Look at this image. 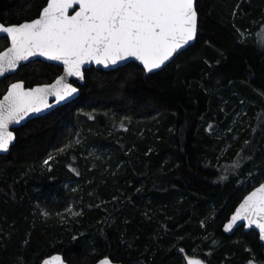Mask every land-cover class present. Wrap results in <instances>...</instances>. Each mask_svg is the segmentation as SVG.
<instances>
[{
	"label": "trees",
	"instance_id": "1",
	"mask_svg": "<svg viewBox=\"0 0 264 264\" xmlns=\"http://www.w3.org/2000/svg\"><path fill=\"white\" fill-rule=\"evenodd\" d=\"M45 5L0 0V22L34 19ZM198 9V40L163 71L87 69L76 100L15 129L0 155V264L54 253L70 264H264L255 230H223L264 182V47L255 38L264 0H198ZM8 45L0 38V51ZM62 71L23 67L0 82V97L15 80L32 87ZM239 152L252 160L226 172ZM248 172L259 179L240 184Z\"/></svg>",
	"mask_w": 264,
	"mask_h": 264
},
{
	"label": "snow or ice",
	"instance_id": "2",
	"mask_svg": "<svg viewBox=\"0 0 264 264\" xmlns=\"http://www.w3.org/2000/svg\"><path fill=\"white\" fill-rule=\"evenodd\" d=\"M200 27L198 0H46L36 18L7 26L0 23V38L9 43L0 51V78L47 62H57L64 70V75L49 84L25 87V81L18 80L7 87L0 99V153L8 152L16 139L10 125H19L32 114L52 109L50 99L59 105L74 98L79 90L68 78L84 80V65L95 63L109 68L133 60L139 62L145 74L158 73L198 40ZM252 143L245 141L249 150ZM241 158L252 160L250 155ZM52 159L50 154L44 164ZM231 167L240 169L242 165L235 161ZM260 175L264 176V169ZM248 177L250 181L259 179L253 173ZM219 179L226 180L227 176ZM241 221L245 224L241 225ZM237 227L258 229L259 239L264 241V182L243 197L224 231L232 232ZM99 264L113 262L105 257ZM186 264L203 261L189 258ZM248 264H256L255 258Z\"/></svg>",
	"mask_w": 264,
	"mask_h": 264
},
{
	"label": "water",
	"instance_id": "3",
	"mask_svg": "<svg viewBox=\"0 0 264 264\" xmlns=\"http://www.w3.org/2000/svg\"><path fill=\"white\" fill-rule=\"evenodd\" d=\"M45 6H46V5H45ZM77 10H78V9H77ZM70 14H71V13H70ZM0 23H3V22H0ZM3 24H4V23H3ZM5 25L7 26V25H11V24H5ZM194 43H195V42H194ZM194 43L190 44L189 46L193 45ZM8 46H9V45H8ZM8 46H7V47H8ZM189 46H186L185 49L188 48ZM185 49H184V50H185ZM3 50H4V49H3ZM3 50H2V51H3ZM184 50H182V51H184ZM182 51H181V52H182ZM177 56H178V55L174 56L173 60H174ZM41 59H43V58H41ZM173 60H171L170 62H168V64L171 63ZM131 62H135V63L139 64L138 61L129 60V61H127V62H122V63H120V64H118V65H116V66H110L109 68H104L102 65H96L95 63H91V64H86V65H84L82 71L84 72V77H85V71H86L87 69H90V68L103 69V70H105V71H109V70H113V69L119 68V67H121V66H124V65H126V64H128V63H131ZM48 63H52V64H55V65H58L57 62H48ZM168 64H167V65H168ZM58 66L62 67V69H63V66H62V65H58ZM18 71H19V69L17 70V73H18ZM11 75H15V74H11ZM61 75H64V70L62 71V73H61L59 76H61ZM8 76H9V75H8ZM59 76H58V77H59ZM3 79H4V78H0V82H1ZM68 80H69V82L73 83V86H74V87H77L78 90H79L78 93L74 95V98L70 101V102H72V101L76 100V99L80 96V94H81L80 86L83 85V84L85 83V78H84V80L80 81L77 77H69ZM17 81H18V80H17ZM54 81H55V80H54ZM54 81H52V82H54ZM14 82H16V81H14ZM14 82H12V83H14ZM52 82H51V83H52ZM44 84H49V83H44ZM37 85H42V84H37ZM37 85H34V86H32V87H35V86H37ZM25 87H27V86H26V83H25ZM6 92H7V91H6ZM6 92H5L4 94H6ZM4 94H3V95H4ZM2 98H3V96L0 97V99H2ZM70 102H68V103H70ZM49 103L53 104V108H52V109H50V110H46V111H44V112H42V113L32 114L30 117H28V118H26L24 121H22L21 124H19V125H10L9 130L14 132V135H15L16 139L14 140L13 144L10 146L9 151L6 152V153H0V155H7V154L11 151L12 146L16 143V140H17V134H16V131H15L16 128H19V127L25 125L28 121H30V120H32V119H34V118H38V117L44 116V115L50 113L51 111H53L54 109H56V108H58V107H60V106H62V105L67 104V103L62 102L61 104L56 105L54 99H50V100H49ZM258 186H259V184L256 185L255 187H258ZM253 189H254V187H253L250 191H252ZM250 191H249V192H250ZM249 192H248V193H249ZM248 193H247V194H248ZM247 194H246V195H247ZM246 195H245V196H246ZM242 200H243V198H242ZM242 200H241L239 203H241ZM239 203L237 204L236 207H238ZM236 207H235V209H236ZM235 209H234V211H235ZM234 211L231 213V215L234 213ZM231 215H230V217H231ZM230 217H229V219H230ZM229 219H228V220H229ZM228 220L225 222V224L228 222ZM225 224H224V225H225ZM240 224L243 225V224H245V222L241 221ZM224 225H223V230H224ZM238 228H241V227L234 228V230H233L232 232H225V231H224V232H225L226 234H228V235H232V234H233ZM243 229H244L245 231L255 230V231L258 233V229H248V228H246V227H243ZM261 243L264 244V241H261ZM56 258H59V259H56ZM104 258H105V257H104ZM104 258H101L100 260H98V261L95 262L94 264H99V262H100L102 259H104ZM108 258L111 259L110 257H108ZM189 258L200 259L201 261H203V264H208L207 261H206L204 258H202V257L190 256V257H188L187 259H189ZM111 260H112V259H111ZM112 262H113V264H124V263H122V262H116V261H113V260H112ZM41 264H70V263H69L68 261H66V259L64 258V255H63V254H61V253H54V254H52V255H50V256L45 257V258L43 259V261H42Z\"/></svg>",
	"mask_w": 264,
	"mask_h": 264
},
{
	"label": "rangeland",
	"instance_id": "4",
	"mask_svg": "<svg viewBox=\"0 0 264 264\" xmlns=\"http://www.w3.org/2000/svg\"><path fill=\"white\" fill-rule=\"evenodd\" d=\"M260 27V26H259ZM258 30H257V32H256V40H257V42L261 45V46H263L264 47V25L261 27V28H257ZM245 113V108H242V110H241V112L239 113H237V115L235 116V120H234V122H237V119L239 118L238 117V115L240 114V115H242V114H244ZM242 122H244V121H242ZM219 133H221V132H219ZM236 135L234 134V137H235ZM240 153V155H238L237 154V156L234 158V160L231 162V163H229L230 165H227V171L226 172H229L230 171V173H232V172H234V173H236L237 171H238V169H234L233 167H231L232 165H233V163L235 162V161H239L240 162V164L242 165V167H243V163H244V161L240 158L241 157V152H239ZM242 167L240 168V169H242ZM226 168V167H225ZM225 172V171H224ZM225 172V173H226ZM249 173H251V172H248L247 173V178L245 179H241L240 180V184H242V183H245V182H250V180H249V177H248V174ZM256 182V181H255ZM250 184H252V183H250ZM204 258V257H203ZM256 264H258V263H256ZM259 264H261V263H259Z\"/></svg>",
	"mask_w": 264,
	"mask_h": 264
},
{
	"label": "flooded vegetation",
	"instance_id": "5",
	"mask_svg": "<svg viewBox=\"0 0 264 264\" xmlns=\"http://www.w3.org/2000/svg\"><path fill=\"white\" fill-rule=\"evenodd\" d=\"M9 76H11V75H9ZM7 77H8V76H7ZM15 81H17V80H15ZM13 82H14V81H13ZM11 83H12V82H11ZM11 83H10V84H11ZM26 86H27V85H26ZM27 87H28V86H27Z\"/></svg>",
	"mask_w": 264,
	"mask_h": 264
}]
</instances>
